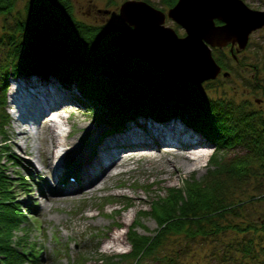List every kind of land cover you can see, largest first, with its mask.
Masks as SVG:
<instances>
[{
  "label": "trees",
  "instance_id": "16d2710c",
  "mask_svg": "<svg viewBox=\"0 0 264 264\" xmlns=\"http://www.w3.org/2000/svg\"><path fill=\"white\" fill-rule=\"evenodd\" d=\"M160 1L164 8L177 0ZM17 2L0 0L1 102L6 100L10 76L33 71L44 78L54 75L75 87V101L98 118L104 133L121 130L140 115L174 117L204 135L213 147L201 179L187 181L184 188L170 187L152 200L156 233L130 230L132 248L121 257L131 256V264H149L150 257L156 264H176L188 251L176 246L173 254L159 255L167 236H181L188 244L191 238L212 239L231 232L230 240L209 248L207 264H264V216L246 213L255 202H264V190L258 191L264 183V114L243 105L236 109L230 100L205 94L201 84L169 75L122 51L106 40L102 28L107 25L78 18L70 0H26L22 9ZM127 27L118 26L117 32ZM214 57L226 67L225 60ZM254 69L250 84L256 90L262 85L258 66ZM0 116L5 122L9 114L4 110ZM235 146L245 150L229 160L224 153ZM6 156L0 145V264L25 259L38 264L30 257L39 258L38 253L22 245L30 244L24 236L29 225L12 195L11 177L4 171ZM249 176L252 193L245 189ZM85 259L78 258L77 264H85Z\"/></svg>",
  "mask_w": 264,
  "mask_h": 264
},
{
  "label": "rangeland",
  "instance_id": "374dc122",
  "mask_svg": "<svg viewBox=\"0 0 264 264\" xmlns=\"http://www.w3.org/2000/svg\"><path fill=\"white\" fill-rule=\"evenodd\" d=\"M123 1L70 0L73 12L78 18L89 23L107 25V27L102 28V31L106 40L111 44L115 43L114 37L118 26H125V22L118 16L119 6ZM148 1L164 10L168 8H163L164 4L160 0ZM244 1L255 9H264V0ZM25 2L26 0H18L17 7L22 9ZM166 23L174 27L179 36L185 34L184 27L173 18L169 17ZM228 43L230 42L228 41ZM225 45L214 47L219 46L216 44L212 46L214 56L222 58L226 62V67H223L224 71L221 69L222 65L217 61L221 66L218 73L215 77L205 79L199 87L205 94L207 93L214 99L223 97L232 101V105L236 109L242 108L239 105H243V107L258 109L264 114V25L250 33L248 43L245 47H240L241 53L239 52L237 57L236 54H231L227 46L221 48ZM254 65L259 68L258 73L260 72L259 77H261L259 82L262 85L256 90L250 84L255 70ZM176 67V69L179 68L177 65ZM177 75L178 77L181 76ZM48 76L52 77L44 78L34 71L10 76L6 100L0 101V114L4 110L9 114L5 122L0 116V145L7 152V156L4 158L5 160L7 158L4 171L11 177L12 195L16 196V201L21 207L20 210L25 215V222L27 221L29 225L24 236L25 241L30 239V244L23 242L22 245H24L23 247L30 245V251L38 253L39 258L30 256L38 261V264H72L71 262L77 264L78 258H86L85 264H131L129 261L132 259L131 256L130 259L127 256L121 257V254L128 253L132 248L130 230L135 229L138 234L142 235L155 234L158 228V220L151 213L152 200L158 195H165L170 187L184 188L187 181L201 179L207 172L213 147L210 145V141L200 133L201 136L199 137L207 142L200 146L204 147L201 148L202 151H207L201 167L183 170L182 165L180 174L175 172L168 178L167 173L159 171L160 162L141 157L129 166H124V171L121 174L108 181V184L111 185L110 189L82 194V188L68 199L57 203L50 202L46 196H58L61 193H54L51 190L54 185L52 184L50 187L49 176L44 172V157L39 155L37 148L40 139L36 136L28 140L22 139L21 141L26 144L24 150L13 144V136L9 128L15 115L10 96L13 85L20 78H37L42 82L55 81L63 87L69 101L59 113L70 114V124L74 130L77 128L76 132L81 130L79 133L83 144L91 141L95 132L101 133L104 125L100 124V121H97L98 118L87 111L81 103L75 101L77 99L75 87H68L54 75ZM47 118L49 117L47 116ZM137 119L139 120L138 123L136 122ZM153 120L152 117L140 115L136 120H129L127 124L131 123L130 125L140 127L146 132L150 125L149 122ZM168 120L181 121V124L188 128L187 124L178 118L173 117ZM85 125L88 129L86 127L80 128ZM25 126L29 127L30 124L27 123ZM44 134L46 135L45 131ZM46 139L48 142L51 140L49 136ZM244 150L243 146H235V148L225 152L224 156L233 160L235 152L242 153ZM32 162L37 169L44 172V176L30 168ZM169 168L171 169L172 165ZM73 177L70 176V179ZM262 179L264 181V177ZM252 182L253 178L250 177V181L245 185V189L251 193L255 192V189L251 188ZM262 190H264V183L258 189V191ZM253 212L259 218L264 216V202H255L251 206V210L246 213L249 215ZM120 225L123 227H119ZM231 236V232H227L225 235L220 234L212 239L191 238L190 242L185 244V239L181 236L169 235L164 240L159 255H171L176 246H183L182 248L188 252H184L176 264H207L211 260L207 256L209 248L215 244H221L220 242L230 240ZM118 237L122 240L117 241L116 245L111 247L114 244V238ZM0 260L2 261L1 258ZM15 264L30 263L25 259ZM33 264L35 263L33 262ZM149 264H156V262L150 257Z\"/></svg>",
  "mask_w": 264,
  "mask_h": 264
},
{
  "label": "bare ground",
  "instance_id": "6f19581e",
  "mask_svg": "<svg viewBox=\"0 0 264 264\" xmlns=\"http://www.w3.org/2000/svg\"><path fill=\"white\" fill-rule=\"evenodd\" d=\"M137 9L131 10V13L127 11V16L132 18L134 25L123 20L118 11V16L125 24L133 28L127 27L119 31L126 35H118L117 32L114 37L115 45L174 77H178L173 73L175 71L181 76L186 74L187 79L184 76L178 78H185L193 84H200L207 79L203 78L209 75L212 68L205 58L204 45L198 40L205 34V29L199 32L202 27L199 30L198 27L192 28L193 39L189 37L191 47H185L184 39L181 38V43H176L169 36L165 37V32L153 31L154 16L144 8ZM192 20L193 14H189L190 24ZM184 30L183 36H188L191 32L186 28ZM175 58L176 64L179 63L178 69L172 61ZM10 96L15 114L12 124L9 125L13 144L24 150L26 144L22 139L28 140L33 136L40 139L37 148L39 155L44 157V172L49 176L50 187L54 185L51 190L61 193L58 196H46L53 203L72 197L71 195L82 188V194L110 189L108 181L121 174L124 166H129L141 157L160 162L159 171L167 173L170 178L175 172L181 173L182 165L183 170L201 167L202 160L207 155V151L201 149L204 147H200L202 143H207L199 137L201 134L176 120L154 119L149 122L146 132L140 127L130 125L131 123L121 130L105 133L100 131L99 134L95 132L91 141L83 144L79 133L81 130L76 132L77 128L74 130L70 124V114L59 113L68 104L69 97L64 88L55 81L20 78L11 88ZM27 123L30 124L29 127L25 126ZM84 127L88 129L86 125L80 128ZM47 136L50 137V142L46 139ZM30 168L44 176V172L37 169L33 162ZM70 176L74 177L70 179ZM121 240L120 237L114 238L111 247Z\"/></svg>",
  "mask_w": 264,
  "mask_h": 264
},
{
  "label": "water",
  "instance_id": "95a60500",
  "mask_svg": "<svg viewBox=\"0 0 264 264\" xmlns=\"http://www.w3.org/2000/svg\"><path fill=\"white\" fill-rule=\"evenodd\" d=\"M137 8H144L147 10V13L150 12L152 16H154L152 25L153 31L160 30L161 32H165L167 34L165 37L169 36L170 39L176 43H181L179 40L184 39L185 42L183 45H185V47H191V45H189V37L193 35L194 27H198V30L202 27V30L199 32L205 29V34L201 35L198 40L204 45L206 53L205 58L209 66H211L212 71L203 79L215 77L221 68L212 53V46L216 44L222 46L223 44H227L228 41L232 43L237 41L240 47H245L250 33L264 25V9H255L249 6L244 0H177L167 11L154 6L148 0H124L119 6V16L123 20L134 25L132 18L127 16V11L131 13V10H136ZM189 14H193L194 20H192L191 24L189 22ZM166 16L173 18V20L192 33L190 32L188 36H179L172 26L165 24ZM216 18L220 19L222 23L217 24L215 22ZM124 33L125 32H119L118 35ZM122 38L118 39L123 41ZM191 39H193V37H191ZM115 41L117 43V39H115ZM174 60L172 61L174 67H176L179 63L176 64V58ZM173 73L176 74L177 72L174 71ZM183 76L186 79L188 78L186 74Z\"/></svg>",
  "mask_w": 264,
  "mask_h": 264
},
{
  "label": "flooded vegetation",
  "instance_id": "af4514ba",
  "mask_svg": "<svg viewBox=\"0 0 264 264\" xmlns=\"http://www.w3.org/2000/svg\"><path fill=\"white\" fill-rule=\"evenodd\" d=\"M169 8V7H168ZM167 8V9H168ZM167 9L165 10V11H167ZM167 17H169V16H167ZM166 17V18H167ZM215 22L217 23V24H220V23H222V21L220 20V19H218V18H216L215 19ZM248 43V42H247ZM228 47V49H229V51L232 53V54H236V57H237V54L239 55V52H240V50H241V48H240V45L236 42V43H232V42H230V43H228V44H226L225 46H223V47H221V48H224V47ZM214 47H220V46H214ZM212 49V48H211ZM241 53V52H240ZM221 69H223V71H224V68L222 67ZM227 74H229V72L227 73Z\"/></svg>",
  "mask_w": 264,
  "mask_h": 264
}]
</instances>
